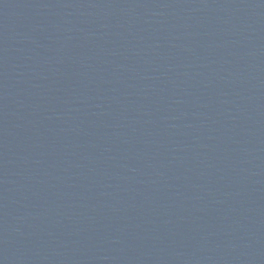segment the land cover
<instances>
[{
  "label": "water",
  "instance_id": "95a60500",
  "mask_svg": "<svg viewBox=\"0 0 264 264\" xmlns=\"http://www.w3.org/2000/svg\"><path fill=\"white\" fill-rule=\"evenodd\" d=\"M0 264H264V0H0Z\"/></svg>",
  "mask_w": 264,
  "mask_h": 264
}]
</instances>
